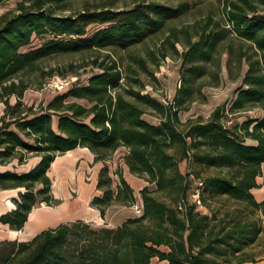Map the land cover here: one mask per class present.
Here are the masks:
<instances>
[{
    "label": "trees",
    "instance_id": "1",
    "mask_svg": "<svg viewBox=\"0 0 264 264\" xmlns=\"http://www.w3.org/2000/svg\"><path fill=\"white\" fill-rule=\"evenodd\" d=\"M65 1L26 0L13 14H0V166L39 158L27 172L0 171V191L20 190L0 224L20 230L36 204L57 202L47 171L56 156L77 147L103 163L95 183L99 193L90 201L100 216L112 205L138 202L141 213L116 227L75 220L28 241L0 240V264H150L153 258L167 264H241L264 256V199L257 201L251 192L260 187L264 164V0H223L219 17L193 24L178 52V86L166 104L132 86L140 82L128 76L131 70L106 55L86 64L96 70L86 83L79 81L46 106H26L22 75L38 71L42 60L125 50L187 9L183 3L134 0L126 8L65 15L60 13ZM93 25L100 29L88 35ZM169 32L166 40L177 51L180 41ZM33 38L39 45L24 50ZM223 53L230 79L240 76L243 61L247 65L230 103L214 107L205 119L181 122L179 112L204 103L203 88L219 84ZM255 108L261 115L248 116ZM147 113L158 122L145 120ZM120 149L127 171L145 182L137 193L118 167L113 179L105 163ZM196 190L207 212L193 203Z\"/></svg>",
    "mask_w": 264,
    "mask_h": 264
},
{
    "label": "rangeland",
    "instance_id": "2",
    "mask_svg": "<svg viewBox=\"0 0 264 264\" xmlns=\"http://www.w3.org/2000/svg\"><path fill=\"white\" fill-rule=\"evenodd\" d=\"M26 0H0V14L9 13L13 14L16 11L17 4ZM134 0H66L63 3V7L60 11L61 14H73L82 9H94V8H112L120 9L130 7ZM160 3L169 6H178L183 3L187 6L186 11L178 18L167 20L161 31L148 37L141 43L131 46L125 50L120 49H108L99 51H90L83 53H75L70 55H57L49 57L38 63V71L31 74L22 75L23 79L27 81L28 88L24 91L22 96V102L26 106H33L38 108L39 106H46L56 95L62 94L61 92H50L43 90V85L52 78H59L61 75H74L77 76L80 84L86 83L88 77L95 73L88 64L91 58L97 57L98 60L106 58V55L111 59H115L119 62L122 69L131 70L128 72V76L136 78L140 82V86L132 83L135 88H141L143 93H147L162 104L170 102L174 96L175 90L179 81V59L178 52H180L185 43L187 33L192 32V26L195 22L202 21L205 16L212 15L218 17L221 12L220 4L217 0H156ZM99 26L93 25L88 29V35L98 31ZM173 30L174 37L178 38L180 43H175L174 51L169 46V41L166 40L167 35L170 34V30ZM171 39V40H172ZM40 41L33 38L31 44L24 48L28 50L35 48L39 45ZM161 52L165 54V57L161 56ZM225 56L222 61L224 63ZM138 61H142L144 68L139 67ZM39 70L47 72V74L40 75ZM65 75V76H66ZM240 80L235 82L228 79L225 68H222L220 75V82L216 86H206L203 88V93L206 97L204 103L194 102L189 106L187 111L179 112L178 119L183 122L188 117H195L197 115L205 119L210 111L219 104H228L233 97L234 90L239 85ZM138 86V87H137ZM9 102L13 104L15 97L8 98ZM83 103L82 101H79ZM3 105L0 103V113L2 112ZM248 116L255 117L259 113L257 110H251L247 112ZM145 120L150 123H156L158 120L149 115L148 113L143 116ZM244 119V115L239 117V121ZM77 157L62 156L58 157L55 163H53L49 170L48 176L51 180V192L53 196H57L63 200L58 207L55 206L59 203L52 202L49 204L38 203L39 206L45 207V210L35 213L37 220H51L57 214L62 216H77L80 212L89 211L88 205L89 198L96 194L95 183L98 170L102 166V162H94L89 152L82 151ZM124 150L120 149L112 153L106 160L109 173L112 178L115 179L114 171L117 167L120 169L123 177L129 183V185L137 193L138 189L145 185V182L136 176L130 174L125 167L122 154ZM35 159L32 157L27 160L26 165H8L10 170L26 169L32 166ZM182 170L183 165H182ZM206 172H202V175ZM259 180V188L253 190L255 199L260 200L264 197V167L261 169V176ZM18 189L0 191V213L8 211L13 205V199L17 198ZM198 210L201 212H207L201 204L198 206ZM34 215V216H35ZM35 222V221H34ZM29 229V228H28ZM0 225V235L4 233ZM260 250V249H257Z\"/></svg>",
    "mask_w": 264,
    "mask_h": 264
},
{
    "label": "crops",
    "instance_id": "3",
    "mask_svg": "<svg viewBox=\"0 0 264 264\" xmlns=\"http://www.w3.org/2000/svg\"><path fill=\"white\" fill-rule=\"evenodd\" d=\"M222 1L223 0H217V2L220 4V7H221L220 15L222 14ZM223 56L226 57L225 60H224V63L222 61ZM178 59H179V57H178ZM226 60H227V55L225 53H223L222 56H221L220 75L222 73V68L224 67L225 68V71H226V74H227V77H228L229 80H231L233 82H235L237 80H240V83H241L242 76L244 75V73H245V71L247 69L246 62L245 61L242 62L240 76L238 78L232 80V79L229 78L228 73H227ZM240 83H239V85H240ZM233 95H234V93H233ZM219 105H221V104H219ZM216 106H218V105H216ZM254 110H257L258 113H259V115H261L262 112L260 110H258L257 108H255ZM247 142L250 143V144H252L251 141H247ZM83 150H86L87 152H89V154L91 155V157L93 159L94 155L87 148L77 147L75 149H72L70 151L65 152L62 155L56 156L55 159H54V161L51 163V165L56 162V160L58 159V157H62V156L63 157L64 156H70L71 157L72 156V157L75 158L79 154L83 153L82 152ZM32 158L35 159V162H34V164L32 166H30V167H28L26 169H23L22 171H20V170L19 171L18 170H15V171L16 172H19V173H22V172H27L31 168H33L37 164V162L39 161V158L38 157H32ZM8 165H12V166L15 165L16 166L17 165V162L14 160L10 164H8ZM24 165H26V163L23 164V165H20V166H24ZM182 165H183V169L184 170H182ZM7 166H0V171L10 170V169L7 168ZM262 167H264V164L261 165V169H262ZM179 169H180V172L181 173H184L185 170H186V164L184 162L181 163L179 165ZM47 175H48V171H47ZM259 178L260 177L257 178V182L258 183H259V180H258ZM10 190H14V189H10ZM253 190H255V189H253ZM253 190H251L252 194H253ZM1 191H8V190H1ZM95 192H96V194L92 195L89 198L88 205L90 207V210L89 211H85V212H80V214L77 215V216H73L72 214L69 215V216H62L61 214H57L54 217V219H51V220H40L39 219V220L36 221V217L37 216L35 215V213H37L38 211L45 210L44 209L45 207H42V206H39L38 204H36L32 208L31 212L28 215L27 221L24 223L23 227L20 230H17V231L16 230H11V229H9V227L7 225L0 224L1 227H2V229L5 230V232L0 235V240H4V239L14 240V239H16L18 241H28L34 235H36L37 233H39L40 231H42L44 229L55 227V226H57L60 223H65V222H70V221H75V220L84 221L86 223L91 224L94 227H101V226L116 227L122 221H124L126 218H132V217L138 216L135 213V211L133 209V206H131V207H125V206L112 205V206H110V207H108L106 209L104 216L101 217L100 214H99V211L96 208H94V207H92L90 205V201H91L92 197L95 196V195H97L99 193L96 190H95ZM53 198L56 199L57 201L59 200V203L55 206V208L58 207L60 205V203L63 202V200L59 199L57 196H53ZM261 199H264V197H262ZM260 200H257V201H260ZM137 205L140 206V202H138ZM10 207L11 208L9 210H11L12 208H14V205H12ZM1 214H3V213H0V215ZM150 264H167V262L166 261H159L158 259L153 258V259H151ZM241 264H264V256L260 257L259 259L255 260L254 262H244V263H241Z\"/></svg>",
    "mask_w": 264,
    "mask_h": 264
},
{
    "label": "built area",
    "instance_id": "4",
    "mask_svg": "<svg viewBox=\"0 0 264 264\" xmlns=\"http://www.w3.org/2000/svg\"><path fill=\"white\" fill-rule=\"evenodd\" d=\"M79 80L77 76L66 75L59 78H52L43 85V90L50 92L66 91L78 84ZM192 201L196 206H199L200 200L198 198V190L192 195ZM133 209L137 215L141 213V207L137 204L133 205Z\"/></svg>",
    "mask_w": 264,
    "mask_h": 264
}]
</instances>
